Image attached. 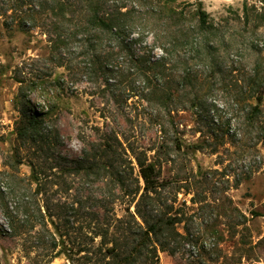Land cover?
Returning a JSON list of instances; mask_svg holds the SVG:
<instances>
[{
	"label": "rangeland",
	"instance_id": "1",
	"mask_svg": "<svg viewBox=\"0 0 264 264\" xmlns=\"http://www.w3.org/2000/svg\"><path fill=\"white\" fill-rule=\"evenodd\" d=\"M5 1L0 0V11ZM202 2L217 25L215 36L225 37L217 53L227 71L211 76L204 84L211 104L177 114L172 129L183 148L177 151L168 138L167 153L155 152L165 141L158 126L142 116L141 107L129 103L122 109L109 92L103 95L104 84L89 81L81 69L83 58L59 66L41 29H23L18 14L11 11L0 15V172H5L0 175V264H106V246L101 245L100 235L90 231V213L98 211L101 220L111 217V234L121 235V223L116 219L132 220L127 209L134 211L135 206L128 198L122 200L116 176L110 171H118L135 186L139 178L137 152H145L157 162L169 181L165 193L174 203L171 214L178 213L183 219L176 224L181 236L171 249L158 248L155 264H264V144L258 143L249 154L241 143L210 136L212 129L222 135L240 127L237 118L244 104L236 101L242 79L257 60L264 63V0ZM245 9L248 23H244ZM25 100L30 101L26 106L29 111L43 115L52 129L50 149L42 152L39 162L53 181L52 173L61 171L57 162L83 159L86 165L101 169L99 173H68L65 177L70 188L65 183H49L48 193L40 194L46 204L73 205L80 214L47 217L50 231L38 225L21 236L12 232L3 207L8 206L16 222H21V184L8 179L6 173L12 171L13 164L20 177L31 172L33 148L15 150L16 127ZM254 142L256 139L247 138L244 143ZM216 146L218 152L212 150ZM18 159L23 162L18 164ZM186 176L191 177L193 186L175 182ZM195 193L200 194V202H192ZM51 234L58 243L55 250L37 242V236L48 239ZM53 254L56 257L50 259Z\"/></svg>",
	"mask_w": 264,
	"mask_h": 264
},
{
	"label": "trees",
	"instance_id": "2",
	"mask_svg": "<svg viewBox=\"0 0 264 264\" xmlns=\"http://www.w3.org/2000/svg\"><path fill=\"white\" fill-rule=\"evenodd\" d=\"M5 4L0 15L11 11L18 14L23 29H41L59 66H67L73 59L81 57V69L87 79L104 84L103 95L109 92L114 104L122 109L129 103L141 107L142 116H147L148 122L158 126L165 140L155 152L167 151L168 143L165 142L168 138L174 142L177 151L182 150L183 143L172 129L175 117L186 108L193 110L211 104L208 93L204 92V84L211 76L227 71L217 53V47L225 37H216L217 25L210 19L202 0H196V3L177 0H6ZM243 16L244 23H248L250 17L246 9ZM263 64L257 60L242 79L240 97L236 101L244 104L239 107L241 115L237 118L240 127L222 135L214 133V129L210 131V136L221 142L227 137L231 143H241L249 154L258 143L264 144ZM28 104L30 101L25 100L16 127L18 146L15 150L33 148L34 155L29 163L31 172L20 177L13 164L12 171L6 173L8 179L21 184V222H16L8 206L3 207L12 232L21 236L38 225L50 231L47 217L80 214L73 205L70 208L46 204L40 194L48 193L49 183H65L70 188L65 177L68 173L80 174L82 170L99 173L101 169L98 165H86L83 159L73 163L57 162L61 171L52 173L53 181L52 175L39 162L42 152L50 149L52 129L46 125L43 115L29 111ZM126 119L131 121L132 117L126 115ZM247 138L256 139V142L244 143ZM212 150L218 152L217 146ZM135 157L139 173L135 186L127 183L118 171H110L111 176H116L122 200L128 198L135 206L134 211L127 209L132 220L116 219L121 223V235L111 234V217L101 220L98 211L90 213V231L94 236L102 237L101 245L106 246L103 257L109 258L106 264H155L153 259L158 258V248L171 249V244L181 236L176 224L183 219L178 213L171 214L174 203L165 193L169 181L147 153L137 152ZM20 162L22 159H18L17 163ZM2 174L5 172L1 171ZM1 181L0 177V195L3 194ZM175 182L194 185L189 176L177 177ZM236 183L239 184L240 179ZM191 200L196 203L202 199L195 193ZM55 229L60 230V226L55 224ZM37 242L47 243L45 247L51 250L58 246L53 234L48 239L44 235L37 236ZM53 257L56 254L50 259Z\"/></svg>",
	"mask_w": 264,
	"mask_h": 264
}]
</instances>
